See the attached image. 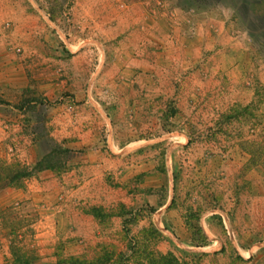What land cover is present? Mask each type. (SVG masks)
Returning a JSON list of instances; mask_svg holds the SVG:
<instances>
[{"label": "rangeland", "instance_id": "1", "mask_svg": "<svg viewBox=\"0 0 264 264\" xmlns=\"http://www.w3.org/2000/svg\"><path fill=\"white\" fill-rule=\"evenodd\" d=\"M263 126L264 0H0V264H264Z\"/></svg>", "mask_w": 264, "mask_h": 264}, {"label": "crops", "instance_id": "2", "mask_svg": "<svg viewBox=\"0 0 264 264\" xmlns=\"http://www.w3.org/2000/svg\"><path fill=\"white\" fill-rule=\"evenodd\" d=\"M83 8L81 9L80 12H83ZM131 14V15H130ZM132 13L130 11L129 14H127V17L122 19V14L120 15V18L117 22H114L115 28L119 29L120 32L125 33V40H131L133 38L138 37V34H141V31L147 30V25H143L142 22H140V18L137 16L132 17ZM130 20H129V19ZM85 16L82 13L78 14V19L77 23H80V25H83L85 22ZM123 20V21H122ZM136 42V41H135ZM133 42V44L135 43ZM131 44V45H133ZM71 58V57H70ZM73 60H77L83 64L86 63L85 57L82 55H74L72 56ZM70 59H68V63L70 64ZM144 60L143 59H136L135 57L131 56H118L114 58V60H109L108 62L105 63L104 70H102L99 74L100 78H105V79H114V77L122 76V77H133V78H138L141 76H144L143 74H149L155 73L156 68L155 64L151 63V66H147L143 64ZM145 63V62H144ZM69 64H67L66 69L69 71L70 68H68ZM85 66V65H84ZM99 65L95 67L94 73L97 75V69ZM72 69V68H71ZM84 71H86V68H83ZM78 71L82 73V68H78ZM93 73V74H94ZM99 73V71H98Z\"/></svg>", "mask_w": 264, "mask_h": 264}, {"label": "trees", "instance_id": "3", "mask_svg": "<svg viewBox=\"0 0 264 264\" xmlns=\"http://www.w3.org/2000/svg\"><path fill=\"white\" fill-rule=\"evenodd\" d=\"M50 20H53L52 17H50ZM240 110L243 112V114L240 113L241 112ZM241 114H242V116H240ZM249 115H250V113H249ZM245 116H246V114L244 113L242 108H239L238 106H234L230 110V112L228 113L226 119L228 120L229 118L232 117L233 119L236 118L239 122H241L242 119L245 122L246 121ZM263 130H264V126H263ZM238 145L240 146V148L245 153H247L249 155V159L246 162V168L247 169L252 168L253 166H255L257 163H259L261 161L260 158L257 161V157H255V156H257V154H255L254 152H252L250 150L251 147H254V144H253L252 141H250V140L242 141L241 140ZM196 218L197 217H195L193 219H196ZM195 230H196V228H195ZM198 242L199 241H196V243H198ZM198 244H200V242ZM112 249L113 248H110V251ZM148 255H149V259H148V262H147L148 264H184L182 262H179L171 254L160 255V254H157L156 252H154L153 250H151V251H148ZM69 260H72V259H69Z\"/></svg>", "mask_w": 264, "mask_h": 264}]
</instances>
